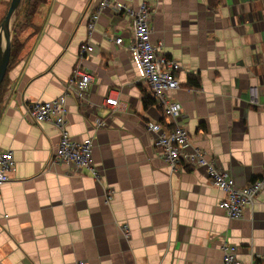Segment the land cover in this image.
Wrapping results in <instances>:
<instances>
[{
    "label": "crops",
    "instance_id": "0c3cea01",
    "mask_svg": "<svg viewBox=\"0 0 264 264\" xmlns=\"http://www.w3.org/2000/svg\"><path fill=\"white\" fill-rule=\"evenodd\" d=\"M97 1L48 0L8 70L0 148L12 150L16 166L0 192V212L8 214L0 218V264H223L224 236L243 264H264V189L231 218L218 205L225 192L203 167L172 170L154 147L146 121L164 118L158 105H144L142 68L129 48L133 22L110 3L90 36L93 51L79 60ZM7 2L0 0V19ZM150 3L157 6L152 39L182 66L173 92L180 124L238 185L247 184L264 169V0ZM79 61L94 80L83 101L68 96L66 126L77 140L94 138L100 178L53 162L60 131L28 111L62 94ZM196 74L200 85H187ZM109 93L118 96L116 107L105 104Z\"/></svg>",
    "mask_w": 264,
    "mask_h": 264
},
{
    "label": "built area",
    "instance_id": "2783aa9c",
    "mask_svg": "<svg viewBox=\"0 0 264 264\" xmlns=\"http://www.w3.org/2000/svg\"><path fill=\"white\" fill-rule=\"evenodd\" d=\"M151 0H141L139 5L126 4L123 0H98L89 10L87 16L88 38L79 46V60L89 55L94 46L90 36L95 29L96 22L103 9L110 3L118 13H124L133 22V33L129 48L134 52L142 68L141 82L146 86L147 93L155 100V104L162 110L164 122L146 121L147 130L155 134L154 147L172 170L185 166L203 167L208 179L225 192L218 205L231 218L243 216L246 207H252L262 189H264V169L245 185H238L230 171L219 165L200 146L193 143L188 129L180 124L178 118L182 105L173 96L174 90L181 86L177 71L181 69V62L170 57L164 51L162 40H153L151 37V16L157 6ZM117 44L123 42L122 36H115ZM77 62L71 75L67 78L64 92L52 99L34 101L28 105L29 114L34 122L52 121L59 131L60 137L52 153V161L71 164L87 169L94 178H100L101 170L94 159V138L83 140L73 138L66 126L67 98L74 95L79 101L86 99L88 90L94 77L91 72ZM118 96L110 93L105 104L116 107ZM101 119L97 117L96 123ZM16 160L10 149L0 148V192L2 186L10 180V172L14 170ZM112 197L108 193L107 199ZM7 218V213L0 212V218ZM124 235H129L126 224L123 225ZM221 249L223 264H243L239 256V247L224 236ZM83 262H80L82 264Z\"/></svg>",
    "mask_w": 264,
    "mask_h": 264
},
{
    "label": "trees",
    "instance_id": "16d2710c",
    "mask_svg": "<svg viewBox=\"0 0 264 264\" xmlns=\"http://www.w3.org/2000/svg\"><path fill=\"white\" fill-rule=\"evenodd\" d=\"M47 1L48 0H23L21 3V7L16 11V17L12 25L10 59L6 73L1 82L0 95L3 93V91L6 88L8 82L7 73L9 68L20 60L21 52L24 50V47L26 45V41L28 37L22 36V33L25 30L26 26L29 23L33 22V16L44 4H46ZM9 3L10 0H8L7 2L6 9L8 8ZM3 18H4V14L0 19V23L3 20ZM187 85H194L198 87L200 85V77L197 74L194 76L193 75L189 76ZM194 86H190V87H194ZM150 103L155 104V100L149 94H145L144 105L147 106Z\"/></svg>",
    "mask_w": 264,
    "mask_h": 264
},
{
    "label": "water",
    "instance_id": "95a60500",
    "mask_svg": "<svg viewBox=\"0 0 264 264\" xmlns=\"http://www.w3.org/2000/svg\"><path fill=\"white\" fill-rule=\"evenodd\" d=\"M22 1L10 0L7 12L0 23V86L10 59L12 25Z\"/></svg>",
    "mask_w": 264,
    "mask_h": 264
},
{
    "label": "rangeland",
    "instance_id": "374dc122",
    "mask_svg": "<svg viewBox=\"0 0 264 264\" xmlns=\"http://www.w3.org/2000/svg\"><path fill=\"white\" fill-rule=\"evenodd\" d=\"M7 9H8V8H7ZM7 9H6V10H7ZM6 10H5V11H6ZM6 12H7V11H6ZM6 12L4 13V16H5ZM14 20H15V19H14Z\"/></svg>",
    "mask_w": 264,
    "mask_h": 264
}]
</instances>
